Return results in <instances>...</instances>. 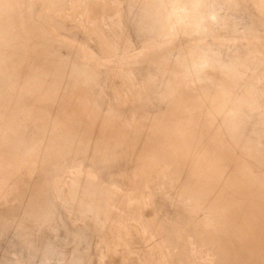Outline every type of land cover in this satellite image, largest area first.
I'll use <instances>...</instances> for the list:
<instances>
[{
    "label": "bare ground",
    "instance_id": "6f19581e",
    "mask_svg": "<svg viewBox=\"0 0 264 264\" xmlns=\"http://www.w3.org/2000/svg\"><path fill=\"white\" fill-rule=\"evenodd\" d=\"M263 45L264 0H0L14 264H264Z\"/></svg>",
    "mask_w": 264,
    "mask_h": 264
},
{
    "label": "rangeland",
    "instance_id": "374dc122",
    "mask_svg": "<svg viewBox=\"0 0 264 264\" xmlns=\"http://www.w3.org/2000/svg\"><path fill=\"white\" fill-rule=\"evenodd\" d=\"M262 28H260L261 32ZM264 46V45H263ZM13 241V242H12ZM10 242V243H8ZM18 242H16L13 238H10L9 235H3L0 237V261L2 264H14L16 261V258L13 256L14 255V250L17 248L16 246H9V245H15ZM9 247V248H8ZM22 257L25 258L27 255L24 253H21ZM7 257V259L5 258ZM5 259V260H3ZM6 260H9L8 262ZM0 262V264H1Z\"/></svg>",
    "mask_w": 264,
    "mask_h": 264
}]
</instances>
